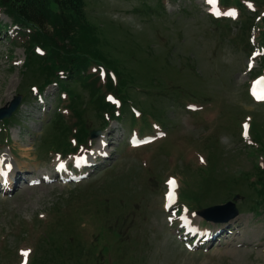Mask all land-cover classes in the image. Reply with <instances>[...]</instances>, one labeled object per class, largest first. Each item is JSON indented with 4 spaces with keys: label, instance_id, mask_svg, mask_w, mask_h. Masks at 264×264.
I'll return each instance as SVG.
<instances>
[{
    "label": "rangeland",
    "instance_id": "1",
    "mask_svg": "<svg viewBox=\"0 0 264 264\" xmlns=\"http://www.w3.org/2000/svg\"><path fill=\"white\" fill-rule=\"evenodd\" d=\"M250 1L263 11L255 14L254 39L264 50V0ZM199 7L198 0H170L162 13L155 0H85L83 17L97 42L82 51L115 73L119 97L127 96L128 109L109 135L117 157L78 186L23 185L0 195V264H17L25 252L29 264H264V204L262 215L254 213L263 198L247 183L253 175L264 181V105H253L246 94L248 28L218 26ZM0 21L11 25L1 10ZM230 34L239 38L235 45L226 40ZM80 53L73 54L81 60ZM25 57L9 39L0 45V111L21 101L8 119L10 148L2 142L0 152L10 150L31 179L54 165L47 151L65 149L58 139L63 129L53 120L58 89L45 90L43 112L29 87L41 86L44 77L36 67H22ZM255 68L261 75L264 59ZM70 90L79 96L78 129H100L90 91L80 82ZM242 122H248L253 149L240 139ZM158 132L165 137L122 154L123 137L143 140ZM169 176L178 180L180 203L191 209L231 205L239 212L229 224L240 229L232 244L230 237L209 254L178 245L162 210Z\"/></svg>",
    "mask_w": 264,
    "mask_h": 264
},
{
    "label": "trees",
    "instance_id": "2",
    "mask_svg": "<svg viewBox=\"0 0 264 264\" xmlns=\"http://www.w3.org/2000/svg\"><path fill=\"white\" fill-rule=\"evenodd\" d=\"M84 6L85 0H0V10L8 19L14 25L30 29L32 32L30 45L26 49V69L30 66L38 68L39 75L44 77L42 86L57 80V70L68 71L73 68L80 71L86 69L90 61L102 63L93 59L94 55L82 51L86 46L97 42L96 29L83 17ZM34 46L47 51L44 59L33 54ZM75 50L82 52L80 56L87 60L77 59L73 54ZM66 83L71 84V81ZM72 95L77 105L79 96L74 93ZM77 108L78 106H75V115L80 117ZM98 109V112H103L111 108L100 103ZM60 123L61 120L58 121V124ZM260 179L257 176L260 188L255 193L263 200L256 202L257 207L264 204V181Z\"/></svg>",
    "mask_w": 264,
    "mask_h": 264
},
{
    "label": "water",
    "instance_id": "3",
    "mask_svg": "<svg viewBox=\"0 0 264 264\" xmlns=\"http://www.w3.org/2000/svg\"><path fill=\"white\" fill-rule=\"evenodd\" d=\"M19 104H20V99L13 101L12 104H10V106L8 107V109L1 110L0 111V121L4 120V119H8L15 112V110L18 108ZM229 207H232V206L227 205V206H223V207H219V208L218 207L212 208L209 210L213 211V210H218L221 208V209L228 212L230 210ZM232 213L233 214L230 217H233L235 215V213H236L235 210H233ZM230 217L228 216L227 220L230 219Z\"/></svg>",
    "mask_w": 264,
    "mask_h": 264
},
{
    "label": "snow or ice",
    "instance_id": "4",
    "mask_svg": "<svg viewBox=\"0 0 264 264\" xmlns=\"http://www.w3.org/2000/svg\"><path fill=\"white\" fill-rule=\"evenodd\" d=\"M109 99H111V97H110ZM172 184H173V187H174V186H175V182L173 181V182H172ZM24 255H25V256H27V255H28V253H27V252H25V253H24Z\"/></svg>",
    "mask_w": 264,
    "mask_h": 264
}]
</instances>
